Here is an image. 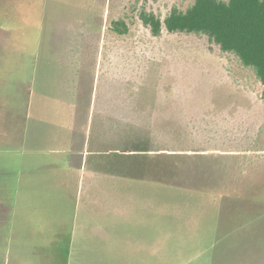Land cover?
<instances>
[{
    "label": "rangeland",
    "instance_id": "rangeland-1",
    "mask_svg": "<svg viewBox=\"0 0 264 264\" xmlns=\"http://www.w3.org/2000/svg\"><path fill=\"white\" fill-rule=\"evenodd\" d=\"M194 1L67 0L73 27L54 49L101 53L118 107L91 118L73 226L35 264H264V86L208 36L155 37L140 19ZM83 61L80 97L106 99L96 59ZM139 120L144 134L170 126L191 147L135 150Z\"/></svg>",
    "mask_w": 264,
    "mask_h": 264
},
{
    "label": "crops",
    "instance_id": "crops-1",
    "mask_svg": "<svg viewBox=\"0 0 264 264\" xmlns=\"http://www.w3.org/2000/svg\"><path fill=\"white\" fill-rule=\"evenodd\" d=\"M66 2L0 0V264H35L58 250L73 226L75 166L91 153L89 122L118 107L101 53L54 49L73 27ZM91 57L94 90L100 68L106 99L80 97Z\"/></svg>",
    "mask_w": 264,
    "mask_h": 264
},
{
    "label": "trees",
    "instance_id": "trees-1",
    "mask_svg": "<svg viewBox=\"0 0 264 264\" xmlns=\"http://www.w3.org/2000/svg\"><path fill=\"white\" fill-rule=\"evenodd\" d=\"M139 15L155 37L163 29L208 36L224 53L233 54L244 67L251 69L264 86V0H195L186 10L173 7L164 19L145 9ZM114 24L116 30L124 32L118 26L125 25L122 20ZM137 123L135 150L185 151L191 147L185 138L171 137L173 127L156 125L155 132L148 136L149 133L144 134L148 124L140 120ZM208 149L216 148L205 147Z\"/></svg>",
    "mask_w": 264,
    "mask_h": 264
}]
</instances>
